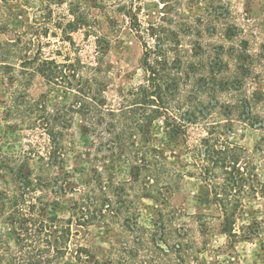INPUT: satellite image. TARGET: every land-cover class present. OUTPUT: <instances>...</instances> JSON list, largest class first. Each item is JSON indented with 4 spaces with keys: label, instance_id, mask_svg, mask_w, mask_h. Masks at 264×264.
Here are the masks:
<instances>
[{
    "label": "trees",
    "instance_id": "trees-1",
    "mask_svg": "<svg viewBox=\"0 0 264 264\" xmlns=\"http://www.w3.org/2000/svg\"><path fill=\"white\" fill-rule=\"evenodd\" d=\"M10 1L0 0V9ZM119 1L107 9L130 18L143 44L144 77L120 96L117 106L106 96L115 77L106 61L111 42L101 35L97 20H92L82 5L73 0H49L48 8L15 33L8 27L0 28V34L8 36L0 39V73L4 76L0 82L14 90L10 101L2 102L6 106L3 120H17L21 129L42 128L49 144L39 158L60 166L69 143L72 116L80 115L83 131L91 140L89 160L94 172L84 187L71 189L76 197L70 199L69 218L52 221L49 211L56 200L43 196H66L68 181L62 177L50 181L34 178L30 170L26 171L25 160L0 157V177L10 175L18 186L15 193L0 191V264H55L70 248L74 225L121 230L120 247L94 264L198 262L203 245L199 237L205 235L206 226L199 223L204 217H192L198 227L182 223L183 212L172 205L182 177L170 162L175 157L170 144L177 137L187 141L193 130L201 131V135L189 155L196 176L211 194L224 233L240 241L264 234L259 223L247 232L236 233L246 201L264 200V182L256 154L231 141L236 121L264 130V114L258 115L264 110V99L246 90L249 82L259 78V69H264V50L255 53L245 31L223 23L220 38L224 43L209 52L205 23L199 20L194 26L184 20L179 0H159L162 18L159 23L148 24L139 19L135 7L138 0ZM64 4L70 6L68 13L55 21L52 6ZM51 26L74 47L73 55L67 53L61 63L43 57L49 44L44 40L58 36ZM80 31L97 40L93 62L84 61L75 45L73 34ZM14 56L21 62L23 78L39 75L73 91L72 103L48 111L45 104L26 93L19 95V90H28L31 78L24 82L15 75L17 68L11 64ZM29 68L32 71L27 73ZM115 158L131 167L125 182L117 183L98 169V162ZM143 199L159 204L148 228L139 223L138 202ZM1 227L8 228L13 245ZM88 253L80 250L78 258L83 260Z\"/></svg>",
    "mask_w": 264,
    "mask_h": 264
},
{
    "label": "rangeland",
    "instance_id": "rangeland-1",
    "mask_svg": "<svg viewBox=\"0 0 264 264\" xmlns=\"http://www.w3.org/2000/svg\"><path fill=\"white\" fill-rule=\"evenodd\" d=\"M119 2V0H73V3L82 5L90 12L91 19L98 22L101 35L107 37L111 42L106 61L111 66L115 77L114 84L106 96L110 104L114 106L119 104L120 96L123 93L138 85L144 77L143 44L132 29L130 18H127L124 13L117 11L111 13L107 9H113V6L118 5ZM179 2L180 15L184 20L194 26L199 24V20L205 23L203 31L206 36L205 44H209L207 47L209 52H213L224 43L220 38L223 23L245 31L255 53H258L257 49L264 50V0H179ZM135 3H137L135 7H137L140 21L144 24L160 22L163 5L159 0H138ZM69 4L52 6L55 12V21L68 13ZM48 6H50L49 0H12L0 9V28L8 27L13 31L12 33H15L23 25H26L29 19H33L40 10H45ZM51 28L54 33H58L56 34L58 36L44 40V43L49 44L45 45L43 57L61 63L67 53L73 55L74 47L63 41L60 30L54 26ZM210 34L212 35L210 36ZM7 37L0 34L2 40ZM73 39L81 51L83 60L87 63L93 62L97 54L96 38L87 37L85 31H80L73 34ZM20 63L15 56L11 60V64L17 68L15 75L20 80L24 81L25 79L24 82H27L31 76L27 75L23 78V69L20 67ZM29 69L27 73L32 71V68ZM3 77V74L0 73V81ZM256 77L259 78L252 83L249 82L246 90L249 95L260 94L264 99V69H259V74ZM30 80L31 85L28 90H19V95L26 93L31 99L45 104L48 111H54L72 103L73 91L52 84L39 75H33ZM13 92L11 85L7 86L0 82V157L7 160H13L14 157L22 161L25 160L26 171L30 170L34 178L50 181L56 177H62L68 181L66 196H43L44 199L56 200L50 207V220L68 219L70 199L76 197L71 194V189L84 187L86 181L94 173L89 160L91 140L83 131L84 120L78 114L72 116L71 128L67 132L69 143L65 150L64 163L60 166L53 165L47 159L43 161L39 158V155H45L46 147L49 144L48 136L42 128L21 129L17 126L19 123L17 120H3L6 106L2 102L10 101ZM263 114L264 110L258 112V115ZM11 126L15 128H9ZM190 135L191 137L187 141L183 137H177L170 144V149L175 154L170 162L182 177L180 189L172 198L174 208L184 214L181 218L182 223L196 227L198 224H195L192 217L202 216L204 218L199 224L206 225L203 228L205 237L203 235L199 237V241L203 242L202 250L198 262L194 264H264V234L251 240L240 241L231 239L224 233L222 220L212 201L211 194L206 185L196 176L197 171L189 155V149L196 145L201 131L193 130ZM231 141L256 154L260 177L264 182V130L236 121ZM97 165L99 171L117 183L125 182L130 177L131 167L125 160L115 158L106 162L100 161ZM17 189L18 186L10 175L0 177V191L15 193ZM158 208L159 204L151 199H143L138 202L139 223L144 227H151ZM256 223L264 227L263 199L246 201V207L237 219L236 233L240 235L247 232ZM1 228L5 232L8 242L13 245V236L8 228ZM73 232L75 236L68 252L55 264H94L96 259H104L119 248L123 240L121 230L116 227L81 228L74 225ZM80 250L89 251L88 254H84L83 260L78 258Z\"/></svg>",
    "mask_w": 264,
    "mask_h": 264
}]
</instances>
